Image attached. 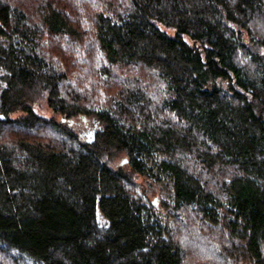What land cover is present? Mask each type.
<instances>
[{
    "label": "trees",
    "instance_id": "16d2710c",
    "mask_svg": "<svg viewBox=\"0 0 264 264\" xmlns=\"http://www.w3.org/2000/svg\"><path fill=\"white\" fill-rule=\"evenodd\" d=\"M193 223L264 264V0H0V255L187 264Z\"/></svg>",
    "mask_w": 264,
    "mask_h": 264
},
{
    "label": "rangeland",
    "instance_id": "374dc122",
    "mask_svg": "<svg viewBox=\"0 0 264 264\" xmlns=\"http://www.w3.org/2000/svg\"><path fill=\"white\" fill-rule=\"evenodd\" d=\"M99 57V56H98ZM98 57L91 53V63L92 65H96L97 62H99ZM85 66V65H84ZM36 112L40 114L43 117H50L52 115L49 108H47L46 104L44 102L39 103L36 106ZM21 115V113H15L12 114V117H17ZM79 121V120H78ZM81 124H83V133L82 137L89 138L90 137V129L91 125L87 124V120H80ZM86 126V127H85ZM86 131V132H85ZM57 141L56 139H52ZM120 161V158L118 159ZM156 179L152 180L155 184L154 188H150L148 184L145 183L143 178H139L136 180L138 185L146 190L147 194L151 195V199L153 196L158 193L160 204L162 207H165L172 202V187L171 182L169 180V177L165 174H159L156 173ZM138 193V192H137ZM181 212V211H180ZM182 214L187 217V214L185 212H182ZM198 218V217H197ZM98 220L99 222H104V219L102 218L101 214L98 212ZM191 228H195L196 232L194 235L183 233L182 236H184L181 240H183L185 252L187 256V261L189 263L187 264H214V260L218 258V256L223 257V254H218L217 249L212 250V245H215V247H219L222 245V242L217 239L216 235L210 234L206 232V229L208 227L202 226L200 223H196V225L193 223ZM200 227H204L205 230H201ZM190 229V228H189ZM216 230V229H215ZM241 255V252L239 253ZM242 256V255H241ZM0 261L3 264H28L26 260H19V261H13L12 259H9L5 257L4 255H0Z\"/></svg>",
    "mask_w": 264,
    "mask_h": 264
}]
</instances>
